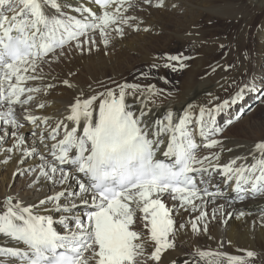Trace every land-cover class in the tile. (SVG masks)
I'll use <instances>...</instances> for the list:
<instances>
[{"label": "snow or ice", "instance_id": "snow-or-ice-1", "mask_svg": "<svg viewBox=\"0 0 264 264\" xmlns=\"http://www.w3.org/2000/svg\"><path fill=\"white\" fill-rule=\"evenodd\" d=\"M179 8L176 0H0V164L15 161L13 177H28L29 189H58L33 202L11 192L0 198V264H264L254 250L230 255L199 243L213 239V222L249 215L217 203L224 193L209 191L214 176L241 202L264 197V136L221 163L233 149L217 120L249 96L264 106V73L226 80L224 91L236 88L228 99L210 95L181 113L172 91L139 80L161 68L182 73L192 59L184 52L152 56L135 82L108 76L81 85L72 70L53 75V64L108 55L130 35L152 34L156 15ZM60 89L71 99L48 115V97ZM254 223L264 229V210ZM186 236L191 251L181 259L175 253Z\"/></svg>", "mask_w": 264, "mask_h": 264}, {"label": "bare ground", "instance_id": "bare-ground-1", "mask_svg": "<svg viewBox=\"0 0 264 264\" xmlns=\"http://www.w3.org/2000/svg\"><path fill=\"white\" fill-rule=\"evenodd\" d=\"M176 2L180 4L178 10L156 15L153 18L152 23L156 25V28L152 34L130 35L123 42L117 43L115 51L110 50L108 55H104L103 51L93 52L90 56L77 55L71 63L53 64V75L59 73L63 76L72 70L77 73L72 79L80 82L81 85L88 82L90 78L107 80L108 76L135 82L131 74L142 67L148 69L147 64L152 56L162 53L177 54L176 46L187 47L192 51V59L186 62L189 67L182 73L171 78L170 70L161 68L159 72L155 71L159 77L168 76L170 83L166 84L164 80L157 83L139 80L142 84L151 83L158 89L172 91L174 98L169 99L172 100V106L177 113H181L186 103L204 104L210 99V95L219 96L221 100L228 99L236 88L233 86L228 91H224L221 85L225 84L226 80L234 79L237 84H241L253 76L259 78V75L264 73V0H176ZM210 20L218 22L220 27L208 28L205 24L208 25L207 22ZM221 45L234 49V54L219 64V58L216 56L222 49ZM179 52L183 51L179 50ZM213 61L216 63L212 64ZM228 65L232 67L224 71ZM213 68L216 70L213 71ZM44 71L48 72L49 68L45 66ZM71 96V92L67 89L53 92L52 96L48 97L50 107L47 109V114L59 115ZM160 99L164 100V97ZM241 105L245 106V113L248 107L254 110L257 108L252 98L245 99L241 104L234 105L220 114L224 115V122L230 116H235L237 114L235 106L239 109ZM33 110L34 114H42L35 110L34 105ZM163 112L164 108L161 107L157 109L155 115L161 116ZM241 124L245 127H241ZM232 125L233 133L232 130L228 133L230 128L223 132L222 136L224 147L232 148L233 151H223L221 163L228 162L234 156L246 154L254 141L264 136V123L257 120L248 124L245 114ZM208 151L204 149L201 154H207ZM211 151L219 152L220 149ZM16 167L15 161L7 165L0 164V198L11 192L19 194L27 202H33L38 197L43 198L46 193L50 194V191L58 190H50L47 186L40 191L29 189L28 177H13ZM14 183L16 187L12 188ZM221 190H223L224 198L217 203L225 204L229 211L248 212L247 222L234 218H230L227 225L213 222L210 224L213 239L207 240L200 237V246L230 255H244L242 250H254L264 258V229L254 223L264 210V197H246L243 202H237L232 197L229 187L224 186L222 178L218 175L214 176L209 185V191L220 192ZM213 207L214 205L209 203L208 210L211 212ZM183 239L184 243L175 253L181 259L188 258L187 253L191 251L192 245L190 237L186 236ZM220 241H223V247H219ZM257 264H262V261L258 260Z\"/></svg>", "mask_w": 264, "mask_h": 264}, {"label": "rangeland", "instance_id": "rangeland-1", "mask_svg": "<svg viewBox=\"0 0 264 264\" xmlns=\"http://www.w3.org/2000/svg\"><path fill=\"white\" fill-rule=\"evenodd\" d=\"M213 22H214V25H213ZM208 23V25L207 24H205L208 28L210 27V28H219L220 27V25L219 24H217L216 23V21H212V20H210V21H208L207 22ZM182 46H180V45H178V46H176V51H178L177 53H179V50H181V51H183L184 53H186L187 55H190L191 56V54H192V51H190V48H181ZM234 54V49H232L231 47L230 48H228V46L226 47V46H224V47H222V49L219 51V53H218V55L216 56L217 58H219L218 59V63L220 64V63H222L223 61H225L229 56H232ZM187 62V61H186ZM212 64L213 63H216V61H213V62H211ZM143 70V71H145V72H148L149 70L148 69H146V68H144V67H142V68H139V69H136L132 74H131V76L133 77L134 75H136V74H138V70ZM177 74H180V73H172L171 72V78L174 76V77H176V75ZM154 78H156V79H154ZM167 78H168V76H167ZM142 80H149L150 82L151 81H154V82H162L163 80L162 79H160V77L156 74V72L155 71H152V72H150V74H149V77H148V79H143V78H141ZM169 85V84H168ZM170 86V85H169ZM250 98H252L251 96H249V97H247L246 99H250ZM247 108V107H246ZM256 108V107H255ZM237 110H238V108H237V106H235V111L237 112ZM252 110H254V108L252 109ZM245 112V111H244ZM245 115H246V119H247V123L248 124H250V123H253V122H255V121H261L262 123H264V106H260V107H257L253 112L252 111H250V112H246L245 113ZM219 120H218V123H221V124H224V126H225V130H224V132H226L227 130H229L230 128V130L228 131V133L231 131L232 133H233V131H234V126L233 125H226L225 124V119H224V115H220L219 116V118H218ZM235 120V119H234ZM236 122V120L233 122V123H235ZM238 127H240V125L238 126ZM241 127H245V125L244 124H241ZM236 129V128H235ZM16 183H14V185L12 186V188H15L16 187V185H15Z\"/></svg>", "mask_w": 264, "mask_h": 264}]
</instances>
